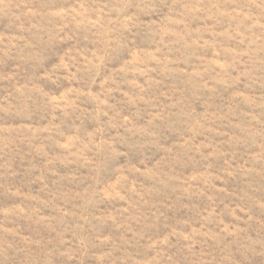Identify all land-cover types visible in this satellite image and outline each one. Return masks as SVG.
<instances>
[{"label":"rangeland","instance_id":"rangeland-1","mask_svg":"<svg viewBox=\"0 0 264 264\" xmlns=\"http://www.w3.org/2000/svg\"><path fill=\"white\" fill-rule=\"evenodd\" d=\"M0 264H264V0H0Z\"/></svg>","mask_w":264,"mask_h":264}]
</instances>
